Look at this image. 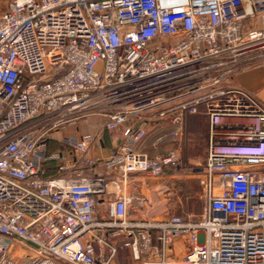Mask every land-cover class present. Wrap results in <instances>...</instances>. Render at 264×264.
Instances as JSON below:
<instances>
[{
    "label": "built area",
    "instance_id": "obj_1",
    "mask_svg": "<svg viewBox=\"0 0 264 264\" xmlns=\"http://www.w3.org/2000/svg\"><path fill=\"white\" fill-rule=\"evenodd\" d=\"M261 61L264 0H0V264H111L121 236L133 264H264V102L229 80ZM147 114L206 118L199 220L127 219L129 176L178 165L135 149ZM93 115L122 127L107 159L49 150Z\"/></svg>",
    "mask_w": 264,
    "mask_h": 264
},
{
    "label": "rangeland",
    "instance_id": "obj_2",
    "mask_svg": "<svg viewBox=\"0 0 264 264\" xmlns=\"http://www.w3.org/2000/svg\"><path fill=\"white\" fill-rule=\"evenodd\" d=\"M247 69L257 70L264 76V62L262 61L249 62L238 71ZM233 75L230 76L229 80L235 84ZM153 116L155 115L147 114L140 121L146 124L147 134L144 142L148 143V146L157 143L156 149L146 148L148 152L146 154L154 156L174 148L177 151L178 165L165 169L160 176L134 173L129 178L130 184L128 183L127 193L131 199L127 219L131 222L153 223L172 215H178L190 220H199L203 212L205 198L204 186L201 183L203 181L201 170L207 154L206 118L200 114L183 115L181 134L177 142L171 136L170 130L167 129L169 124H173L170 119L165 118L160 123ZM88 118L96 119L94 125H97L105 123L107 117L93 115ZM50 134L53 138L54 132L51 131ZM56 143L52 140L51 146L57 147ZM107 207V201L98 202L101 220L109 219ZM124 241H126L124 236L112 241L117 252L111 264L134 263L131 250L123 245ZM23 250L27 253L26 249L23 248ZM181 253L182 249H176L174 246L170 253L171 258L179 260Z\"/></svg>",
    "mask_w": 264,
    "mask_h": 264
},
{
    "label": "crops",
    "instance_id": "obj_3",
    "mask_svg": "<svg viewBox=\"0 0 264 264\" xmlns=\"http://www.w3.org/2000/svg\"><path fill=\"white\" fill-rule=\"evenodd\" d=\"M233 79L235 80L236 85L246 89V91L248 90L252 92L262 102H264V76H262V73L254 69L240 70V71H237V73H234ZM190 116H194V115H190ZM95 121L96 119L88 118L86 120L79 121L75 126L66 127L62 131L55 132L52 140L54 142L55 141L57 142L56 143L57 147L51 146L50 150L51 151L61 150L62 147L64 146L62 145L61 141L64 138L74 137L79 140L84 135H90L93 137L92 144H91L92 147L89 148V151L87 154L95 159L96 158L107 159L110 156L112 150L115 149L117 146H119L122 141V137H121L122 127L112 130L111 132L105 129L104 123L94 125V123H96ZM158 122L162 123L161 120H158ZM137 125L142 126L144 128L146 126L144 122H140V121H136V126ZM167 129L170 130L171 132L170 134H172L173 131H176L177 127L174 124H169L167 126ZM207 129L208 127L206 125V143H207ZM180 134L181 132L178 134L177 137H173L172 135L171 136L174 138L175 141L178 142ZM144 140L145 138L141 141V143H138L135 146L136 150L146 153L147 152L146 148L156 149L157 143H152V145H150L152 147H150L148 146L149 145L148 143L144 142ZM145 145H147L148 147ZM169 150L176 151V149L174 148H171ZM79 158L80 156L77 155V159H76V163H78L77 166H80ZM54 165H55L54 162H51V161L50 163L47 164L46 174H49V175L54 174ZM167 168H170V167H167ZM202 170H201V177H202ZM132 175L134 174H131L129 178L132 177ZM129 184H130V181H129Z\"/></svg>",
    "mask_w": 264,
    "mask_h": 264
},
{
    "label": "trees",
    "instance_id": "obj_4",
    "mask_svg": "<svg viewBox=\"0 0 264 264\" xmlns=\"http://www.w3.org/2000/svg\"><path fill=\"white\" fill-rule=\"evenodd\" d=\"M51 144H52V143L50 142L49 150L51 149Z\"/></svg>",
    "mask_w": 264,
    "mask_h": 264
}]
</instances>
